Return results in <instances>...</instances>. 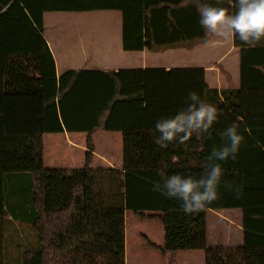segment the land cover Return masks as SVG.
<instances>
[{"label":"trees","instance_id":"obj_1","mask_svg":"<svg viewBox=\"0 0 264 264\" xmlns=\"http://www.w3.org/2000/svg\"><path fill=\"white\" fill-rule=\"evenodd\" d=\"M235 0H231L234 3ZM197 3L229 0H0V264L6 222L30 223L40 247L19 264H126V214L164 226L159 249L175 264L181 250H201L205 264H264V41L240 48V83L209 86L204 68L68 70L58 76L44 37L49 12L119 11L125 51H165L209 43ZM195 91L220 111L212 137L154 143L155 124L187 106ZM237 122V159L220 162L219 198L186 214L181 201L153 187L165 176L199 178L219 131ZM249 130L251 134H249ZM123 134L122 168H94L93 136ZM86 133L81 168H48L44 136ZM24 186V188H23ZM239 189V194H237ZM240 210L243 244L210 247L209 211ZM153 247V244H151Z\"/></svg>","mask_w":264,"mask_h":264},{"label":"crops","instance_id":"obj_2","mask_svg":"<svg viewBox=\"0 0 264 264\" xmlns=\"http://www.w3.org/2000/svg\"><path fill=\"white\" fill-rule=\"evenodd\" d=\"M96 12L104 13L97 17L98 24L95 26L99 27L91 29H81L75 25L79 21V16L74 18L57 16L60 13L78 14L77 12H49L45 14L44 37L54 56L58 76L68 70L80 69L118 71L121 69L165 68L168 70L198 67L206 70L207 83L213 88L222 90L227 87L222 69L231 76L237 86L239 85L241 56L240 48L234 44V40L221 47L211 46L209 42L192 48L176 47L157 52L125 51L123 48L122 13L112 10ZM48 24L50 28H48ZM84 35L90 36V38H81ZM59 134L63 135L61 138L67 141V146L72 150L75 149L74 147L81 148L86 154L85 146L87 145L77 141L76 135L79 133L64 132L53 135ZM87 137L86 134V141ZM53 139H55L53 142L57 143L55 146L57 153L60 140L56 137ZM93 144L95 148H101L100 152L94 150L93 161L97 162L95 165L93 163L94 168H122L124 153L121 132H98L93 136ZM63 146V144L60 145V147ZM44 161L46 165L45 142ZM71 164L75 166L73 161ZM213 213H236L242 220L241 211L237 209L214 211Z\"/></svg>","mask_w":264,"mask_h":264},{"label":"clouds","instance_id":"obj_3","mask_svg":"<svg viewBox=\"0 0 264 264\" xmlns=\"http://www.w3.org/2000/svg\"><path fill=\"white\" fill-rule=\"evenodd\" d=\"M223 2L224 0H217V5ZM229 2L235 8L234 12H230L228 7L210 3L196 5L200 26L206 35L214 37L210 41L211 46L221 47L239 39L242 44L255 47L264 41V0ZM219 115L220 111L215 105L201 100L195 91L190 92L185 108L174 116L164 117L156 122L154 127L159 135L154 143L162 148L173 142L184 144L194 134L198 139H210L213 125L218 121ZM238 129L239 124L233 122L217 133L221 144L212 148L199 178L172 174L164 177L162 186L157 183L153 191L160 192L168 199L181 201V207L186 214L203 210L207 204L217 200L224 175L220 162L229 159L235 161L244 142V136Z\"/></svg>","mask_w":264,"mask_h":264},{"label":"rangeland","instance_id":"obj_4","mask_svg":"<svg viewBox=\"0 0 264 264\" xmlns=\"http://www.w3.org/2000/svg\"><path fill=\"white\" fill-rule=\"evenodd\" d=\"M104 12H80L78 14L60 13L57 16H79L75 25L81 29L97 28V17ZM48 28L50 25L48 24ZM47 28V29H48ZM81 38H90L84 35ZM77 141L87 145L86 134L79 133ZM58 138L59 149L53 142ZM62 134H47L45 137V157L48 168H78L84 166L85 154L81 148L71 149ZM100 138V137H99ZM63 144V147L60 145ZM87 148V146H85ZM100 152L101 148H95ZM74 162L75 166L71 164ZM94 165L97 163L93 161ZM110 168V167H109ZM24 188V186H23ZM208 214V231L210 247L239 246L243 244V233L241 231V219L236 213ZM164 226L158 220L140 219L128 212L126 214V264H168L171 252L164 253L159 247L164 245ZM153 244V247L151 246ZM39 239L30 223L21 220L6 222L4 243V264H19L23 251L38 249ZM175 264H205V253L201 250H181L177 252Z\"/></svg>","mask_w":264,"mask_h":264}]
</instances>
